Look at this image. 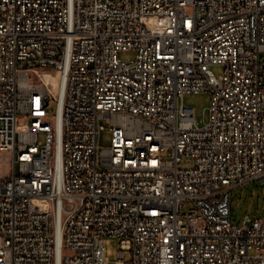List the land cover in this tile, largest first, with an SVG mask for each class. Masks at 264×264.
Wrapping results in <instances>:
<instances>
[{"label":"built area","instance_id":"2783aa9c","mask_svg":"<svg viewBox=\"0 0 264 264\" xmlns=\"http://www.w3.org/2000/svg\"><path fill=\"white\" fill-rule=\"evenodd\" d=\"M262 53L264 0H0V264H264Z\"/></svg>","mask_w":264,"mask_h":264},{"label":"rangeland","instance_id":"374dc122","mask_svg":"<svg viewBox=\"0 0 264 264\" xmlns=\"http://www.w3.org/2000/svg\"><path fill=\"white\" fill-rule=\"evenodd\" d=\"M122 60H131L135 58V53L132 51L123 52L120 54ZM261 62L264 64V53L261 54ZM215 75L222 74L221 67H212ZM49 77V81H51ZM55 91H58V78L53 79ZM211 96L206 93L188 94L184 98V105L187 108L194 110L197 122L200 127H203L209 121V108ZM50 116L56 115V103L52 100L48 107ZM23 118H20V125L23 123ZM112 132L107 128L101 136V145L105 148L110 147ZM49 208L48 204H43V210ZM232 210L233 215L239 213L238 224H250L256 220L264 219V182L255 180L245 185L236 187L232 191ZM249 219L248 222L246 220ZM106 257L109 264H117L119 261L120 241L117 238H107L105 242Z\"/></svg>","mask_w":264,"mask_h":264},{"label":"water","instance_id":"95a60500","mask_svg":"<svg viewBox=\"0 0 264 264\" xmlns=\"http://www.w3.org/2000/svg\"><path fill=\"white\" fill-rule=\"evenodd\" d=\"M238 216H239V213H236V214L234 215V217H233V220H234V221H237ZM248 221H249V219L246 220V222H248Z\"/></svg>","mask_w":264,"mask_h":264},{"label":"bare ground","instance_id":"6f19581e","mask_svg":"<svg viewBox=\"0 0 264 264\" xmlns=\"http://www.w3.org/2000/svg\"><path fill=\"white\" fill-rule=\"evenodd\" d=\"M44 79H45L46 81H49V76H45ZM59 87H60V85H59Z\"/></svg>","mask_w":264,"mask_h":264}]
</instances>
